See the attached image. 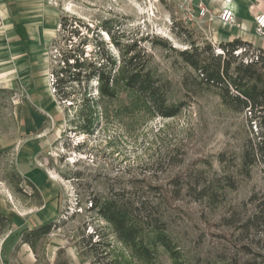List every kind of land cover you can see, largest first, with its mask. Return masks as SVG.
<instances>
[{
    "label": "rangeland",
    "instance_id": "1",
    "mask_svg": "<svg viewBox=\"0 0 264 264\" xmlns=\"http://www.w3.org/2000/svg\"><path fill=\"white\" fill-rule=\"evenodd\" d=\"M49 1L59 20L45 46L47 75L30 76L29 84L20 76L19 90L0 87V210L13 222L0 235V264H114L113 259L145 264L92 207L104 198L129 205L145 201L152 211L148 220L157 218L153 223L170 235L183 264H264V164L259 156L252 165L243 163L250 140H259V126L249 108L224 103L180 54L190 49L193 60L214 66L213 56L223 53L221 43L228 41L215 37L211 22L173 26L171 6L159 0ZM81 40L89 60L106 53L118 64L123 49L137 40L140 64L169 104L183 105L181 111L172 117L155 113L123 84L113 99L101 95L97 80L58 85L62 56L78 52ZM29 86L36 100L47 90L56 102H35ZM86 93L93 99L88 105ZM25 99L31 102H16ZM87 123L92 134L83 129ZM28 140L41 142L42 151L31 160L54 182L47 192L39 189L40 196L19 163V148ZM49 221L52 229L36 249L22 241L24 228ZM148 226L140 224L146 231ZM9 233L14 236L4 243ZM156 262L174 264V259L159 247Z\"/></svg>",
    "mask_w": 264,
    "mask_h": 264
},
{
    "label": "trees",
    "instance_id": "2",
    "mask_svg": "<svg viewBox=\"0 0 264 264\" xmlns=\"http://www.w3.org/2000/svg\"><path fill=\"white\" fill-rule=\"evenodd\" d=\"M86 44V40H81L79 46L81 45L82 48L78 46V52L71 53L75 49H70L69 52L65 51L62 56L64 64L55 74L58 85L67 86L74 82L80 83L83 79L88 82L97 80L101 95L113 99L117 97L119 88L123 84L126 88L136 91L144 97L146 103L155 113L172 117L181 111L183 105L181 103L169 104L165 93L163 95L159 93L160 85H158V81L155 80L145 65L140 64L143 51L138 49L137 40L123 49L120 64L106 53H101L102 57L99 60L97 58L89 60L85 57V48L83 47ZM251 46H253L252 43L241 38H235L226 43L222 42L221 47L224 52L213 56L216 63L214 66L211 62L202 59L193 60L191 58L193 53L190 49L180 51L183 58L196 70H199L203 80L218 89L224 103L233 109L243 110L249 108L251 118L256 121L257 127L259 126V140H250L244 152L243 163L245 165H252L257 156L264 164V49L252 48ZM192 47L194 50H198V46L192 45ZM248 47L252 49L248 50ZM172 49L176 50L177 48L172 47ZM243 52L245 53L244 58L239 60V54ZM224 54L227 55L225 59H223ZM100 59L103 61H100ZM234 62H236L235 65H233ZM63 93L66 98L68 92ZM87 94L83 98L85 105L90 104L87 101L91 99ZM230 100L236 101L239 106L232 105L234 102H230ZM85 105L81 112L83 116L87 115ZM83 129L90 134L94 131L91 124L88 123L83 126ZM249 157H252V159L247 162ZM247 173H250V170ZM19 177L22 179L21 176ZM28 182L34 189V193L40 196L38 187L31 180ZM17 188L22 191L21 187L18 186ZM40 204H42L41 200ZM130 204L120 202L117 198L97 199L95 204L92 201V207L114 226L117 236L131 249L133 257L145 264H157L159 247H163L174 259V264H183L180 260V250L177 249L170 235L167 234L162 225L153 223L157 218L148 220V217L152 215V211L147 212L146 202L140 201L137 205L134 202ZM141 214H143L144 220H139L138 217ZM141 222L149 225L147 231L140 228ZM12 224V219L0 210V235L11 230ZM52 225L51 221L43 222L34 228H24L19 235L23 242H28L36 249L38 241L51 231ZM13 236L12 233H9L4 243ZM113 263L120 264L116 259H113ZM96 264L106 263L96 260ZM243 264L254 263L246 262Z\"/></svg>",
    "mask_w": 264,
    "mask_h": 264
},
{
    "label": "crops",
    "instance_id": "3",
    "mask_svg": "<svg viewBox=\"0 0 264 264\" xmlns=\"http://www.w3.org/2000/svg\"><path fill=\"white\" fill-rule=\"evenodd\" d=\"M233 6L236 23L225 25L215 19L211 22L215 37L219 41L241 38L264 49V38L257 37L254 30L255 15L264 13V0H234ZM58 20L57 9L49 0H0V87L19 90V81L22 80L20 76L27 77L25 81L29 84L30 76L42 78L47 75L45 60L49 58L45 46L52 39ZM46 91L42 98L36 100L35 90L32 86L28 88V94L35 102H56ZM16 102L31 101L25 99ZM37 119L39 122L43 121L39 117ZM27 120L31 119L27 117ZM37 143L39 141L28 140L20 146L19 163L23 175L29 177L38 189L47 192L54 185L52 176L31 160L35 152L39 153L43 149L41 142L36 145Z\"/></svg>",
    "mask_w": 264,
    "mask_h": 264
},
{
    "label": "built area",
    "instance_id": "4",
    "mask_svg": "<svg viewBox=\"0 0 264 264\" xmlns=\"http://www.w3.org/2000/svg\"><path fill=\"white\" fill-rule=\"evenodd\" d=\"M169 4L174 16L173 26L186 24L197 26L213 22L215 19L225 25L236 23L234 0H159ZM255 28L259 36L264 38V13L255 15Z\"/></svg>",
    "mask_w": 264,
    "mask_h": 264
},
{
    "label": "bare ground",
    "instance_id": "5",
    "mask_svg": "<svg viewBox=\"0 0 264 264\" xmlns=\"http://www.w3.org/2000/svg\"><path fill=\"white\" fill-rule=\"evenodd\" d=\"M217 20V19H216Z\"/></svg>",
    "mask_w": 264,
    "mask_h": 264
}]
</instances>
